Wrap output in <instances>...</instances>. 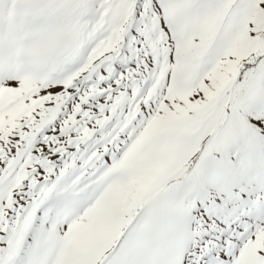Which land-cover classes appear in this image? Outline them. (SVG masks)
Listing matches in <instances>:
<instances>
[{
  "label": "snow or ice",
  "instance_id": "6c2138e0",
  "mask_svg": "<svg viewBox=\"0 0 264 264\" xmlns=\"http://www.w3.org/2000/svg\"><path fill=\"white\" fill-rule=\"evenodd\" d=\"M0 264H264V0H0Z\"/></svg>",
  "mask_w": 264,
  "mask_h": 264
}]
</instances>
